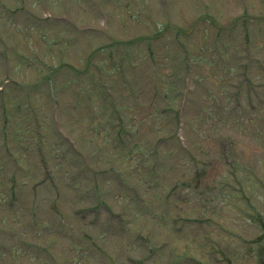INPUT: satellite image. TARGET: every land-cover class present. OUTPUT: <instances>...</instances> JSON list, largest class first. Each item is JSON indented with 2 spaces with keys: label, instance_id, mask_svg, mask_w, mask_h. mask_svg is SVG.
<instances>
[{
  "label": "rangeland",
  "instance_id": "rangeland-1",
  "mask_svg": "<svg viewBox=\"0 0 264 264\" xmlns=\"http://www.w3.org/2000/svg\"><path fill=\"white\" fill-rule=\"evenodd\" d=\"M245 13L264 15V0H0V82L22 83L0 92V264H45L23 237L61 264H264V19ZM139 35L153 36L110 43ZM40 142L54 180L36 186ZM107 205L128 213L127 230Z\"/></svg>",
  "mask_w": 264,
  "mask_h": 264
}]
</instances>
